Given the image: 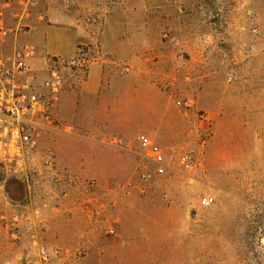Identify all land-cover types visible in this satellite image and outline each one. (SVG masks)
Masks as SVG:
<instances>
[{
  "label": "rangeland",
  "instance_id": "1",
  "mask_svg": "<svg viewBox=\"0 0 264 264\" xmlns=\"http://www.w3.org/2000/svg\"><path fill=\"white\" fill-rule=\"evenodd\" d=\"M3 21L37 91L50 27L87 66L62 70L23 161L0 158V264H264V0H12Z\"/></svg>",
  "mask_w": 264,
  "mask_h": 264
},
{
  "label": "built area",
  "instance_id": "2",
  "mask_svg": "<svg viewBox=\"0 0 264 264\" xmlns=\"http://www.w3.org/2000/svg\"><path fill=\"white\" fill-rule=\"evenodd\" d=\"M12 0H0V46L3 45L9 30L3 21L4 11L9 9ZM35 54L28 48H14L9 54L0 52V128L4 130L7 140L0 141V158L9 159L19 165L23 161L26 149L33 148L34 142L30 139L28 131L38 126L34 119L38 116L46 117L48 107L58 100V94L63 88L62 70L66 66L86 68V61L82 57H75L62 61L54 57L46 63L47 78L43 81L44 92L35 89L33 75L27 65V59ZM19 75H23L21 80ZM184 105L192 108L193 101L187 99ZM146 142L144 148H149ZM156 165V173L164 174L166 171L177 172L172 164L176 161V154L171 152L164 155L157 149L150 150L148 157ZM182 163L184 169H191L189 157ZM204 205L209 206L212 198L206 196Z\"/></svg>",
  "mask_w": 264,
  "mask_h": 264
},
{
  "label": "crops",
  "instance_id": "3",
  "mask_svg": "<svg viewBox=\"0 0 264 264\" xmlns=\"http://www.w3.org/2000/svg\"><path fill=\"white\" fill-rule=\"evenodd\" d=\"M81 44L79 38L74 33L62 28H52L48 30V39L45 43L42 54L51 57L70 58L75 53V47ZM32 66L35 60L31 62ZM40 65V64H39ZM33 68V67H32ZM100 67H92L89 71V76L83 84L80 92L88 95H97L101 87V71Z\"/></svg>",
  "mask_w": 264,
  "mask_h": 264
}]
</instances>
